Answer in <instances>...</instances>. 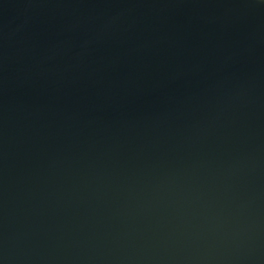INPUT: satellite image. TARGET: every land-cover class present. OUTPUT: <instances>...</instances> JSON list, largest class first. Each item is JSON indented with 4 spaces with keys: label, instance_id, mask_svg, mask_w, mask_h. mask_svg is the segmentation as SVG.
<instances>
[{
    "label": "water",
    "instance_id": "1",
    "mask_svg": "<svg viewBox=\"0 0 264 264\" xmlns=\"http://www.w3.org/2000/svg\"><path fill=\"white\" fill-rule=\"evenodd\" d=\"M0 264H264V0H0Z\"/></svg>",
    "mask_w": 264,
    "mask_h": 264
}]
</instances>
